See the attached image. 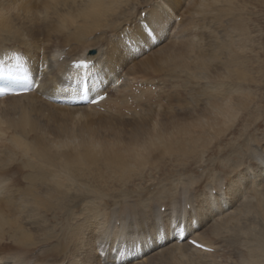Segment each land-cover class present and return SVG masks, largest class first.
Masks as SVG:
<instances>
[{"label":"bare ground","instance_id":"obj_1","mask_svg":"<svg viewBox=\"0 0 264 264\" xmlns=\"http://www.w3.org/2000/svg\"><path fill=\"white\" fill-rule=\"evenodd\" d=\"M225 2L229 3L231 0ZM186 3L188 0H168L167 7L175 13V23L165 26L167 29L170 27L168 32L160 31L158 35L153 34L154 39H149L144 33L142 23L151 25L160 11L159 6L152 4L151 0H0V70L13 69L16 71L20 67L31 64L32 73L36 74L33 91L21 96L13 95L0 98V165L7 160H13L14 174L26 171L25 176L19 178L21 187L18 181H14L13 187L9 189L8 193L0 195V245L5 243L3 240H7L14 250L22 253H29V250L33 252V249L35 250L37 245L38 247L40 245L41 252L34 257L38 262L33 260L34 264L39 262L75 264V261L81 257L85 260L88 259L96 247L103 248L100 258L105 264H165V260L169 262L172 258L173 261L171 260L172 262L169 264H210L203 261L197 262L188 257L190 253H200L202 256L209 253L192 247L188 242L190 237L211 249L218 248L217 244L222 241L225 244L231 242L233 249L240 254L241 248L237 246L236 242L240 241L242 233L236 232V229L228 230V226H235L236 222L245 221L244 234L248 235L250 228L248 229L246 225L251 218L253 219L249 215L253 213L252 210H254V214L255 212L261 214L264 220V197L260 196L264 195V183L256 188L258 195L256 204L246 200L241 201L242 194L249 186L238 193L237 197L215 205L210 214L202 208L200 227L191 236H188L187 240L182 243L172 240V242L160 245L162 248L158 246L157 240H153L154 247L150 248L148 252H144L143 255L139 251L131 255L120 252L122 250L118 253L111 250L116 243L117 250L124 243L130 246L134 240L139 242L147 235V233L141 234V230L149 231L152 236H155L156 233L153 231L159 225L156 216H161L163 213H169L163 215L162 221H164L167 231L171 232L172 227L169 225V221L171 220L172 223L176 221L177 207H182L184 210V206H182L184 204L175 203L177 202L175 199L180 198L182 194L175 188L173 190L166 185L157 183V185L152 184L133 193L129 191L130 180L124 181L122 182L124 189L121 193L117 191L105 197L86 201L78 214L74 212L76 209H66L57 223L58 225L54 226L57 227L58 232L55 234L46 232L49 229L48 222L50 220L47 215L55 208L58 195L63 196L65 180L71 179V174H73L71 171L73 168H70L73 162L74 166H87L88 163H91L90 159L101 160L107 167L113 168L124 176L123 173L127 175V173L136 172L153 162L149 160L151 154L156 157V161H159L154 164H160L163 158L171 156L189 160L198 157L201 161L202 157L215 149L217 143L226 134L233 131L243 119L247 121L244 132L241 131L243 139L241 138L242 142L239 143L240 153L239 149H236L235 152L238 155H243L244 152L264 149V139L255 140L259 136H256L254 131L249 133L252 129L264 124L260 119V117L263 118L264 112L256 109L257 105L264 109V105L260 106L259 103H256L257 100L255 102L257 98H255L253 90L252 92L244 91L243 88V85L255 80L253 76H250L249 67L251 66H248L247 62L250 57L248 52L251 51L247 50L246 44L235 39L229 32L226 34L228 38L222 39L220 42L216 40L205 41L201 44L195 42L193 36L196 31L191 36L189 35L192 33V27H196L192 24L198 22L191 19L199 18L203 12L202 8L209 10L213 7V2L211 0H189L187 11H193L190 20H186L182 16V21L176 25L177 18ZM142 12L146 13L144 18ZM237 27V29H241L242 24L240 23ZM248 28L247 26L236 35L243 36L244 31ZM172 29H174V36L177 37L174 39H178L176 42L171 40ZM185 32L187 34L184 36ZM129 35L133 40L131 44L127 42ZM244 37L248 38L247 33ZM168 38L171 39L167 42ZM159 39H164V45L155 49L152 56H144L146 50L150 49L149 47L153 46L154 42H159ZM55 47L60 49L68 47L64 58H52L51 54L56 50ZM93 48L98 49L97 55L88 53ZM91 52L94 54L93 50ZM80 57L96 59L95 69L103 78L102 87H105L109 80L114 82L115 79H120L122 81V85L116 87L107 85L106 91H109L110 95L100 103L99 108L104 107V110L110 111V114L120 113L125 103L139 99L150 106L148 111L152 113V116L162 118L166 114L168 105L183 100L188 105L184 111L181 113L174 109L170 116L180 117L181 123L175 124L171 128L165 126L164 129H152L154 131L151 135L128 145H121L119 141H110L106 138L108 141L103 140L100 133L96 132L98 128L90 125L89 121H93L94 116L95 122L98 121L96 115H98L97 118H101L102 116L99 115L107 114L106 111L96 109V106L72 107L68 104L53 102L50 97L52 95L54 99H64L66 96L79 93L77 86H71V83L66 82L65 78L67 75L80 72L73 71L71 66L72 61ZM218 58L220 59L218 60ZM217 60L221 61L222 65L216 64ZM114 69H118V72H115ZM140 72L144 73L142 77L137 75ZM154 72H157L155 76H163L164 72L165 75L176 76V80L181 81L180 85H171L172 92L169 91L170 89H167L166 94L165 91L161 92L164 95L156 99L158 103L155 106L154 102H150V95L161 83L152 75ZM182 73L185 75L183 76ZM39 77H41L40 81H38ZM138 77L144 81L143 86L145 87L142 89L132 82L134 79L138 80ZM226 78L236 79L235 85H233L236 89H233V92L230 88L225 87L223 80ZM166 80L168 78L162 81L165 85H167ZM203 80H207L212 87H209L210 89L207 86V88L203 87L200 84ZM197 90H204V92L209 90L207 93H203L207 98L203 101L205 105L194 107V109L189 108V103L202 100V94H199ZM149 92L151 93L148 94ZM164 98H167L168 103L159 102V100L162 102ZM196 105L198 104L196 103ZM156 106L163 107L160 109L162 111H157ZM52 107L63 109L64 111L60 112L64 116L67 114L65 111L74 113H69L70 117L66 115V119L75 122L76 125L74 127L68 125L61 127V125V128H52L48 112ZM244 115H248V118H244ZM59 121L62 122V120ZM153 121L155 123V120ZM75 126L78 129H75ZM156 128L158 127L156 126ZM9 131H11L10 140H6L4 135ZM32 133H34V139L29 140ZM252 142L259 148H255ZM63 147L71 148L72 155L70 157H66V153H61ZM231 147L230 150H232ZM219 151L222 155L227 150L220 148ZM58 153L68 159L58 161ZM18 156L21 160L17 165L14 162ZM219 160L220 158H211L210 163L217 166ZM154 164L151 168L158 170V166ZM0 175H4L3 168H0ZM129 178L131 179V177ZM195 181L197 183L199 180ZM188 185V183H184V186L181 184L183 190L186 187L190 189L189 196L191 197V194L199 188ZM53 195L56 196L53 198ZM71 198L74 199L75 196L71 194ZM224 202L230 204L227 209ZM192 203L197 204L198 202L192 200ZM28 205H30L28 212L25 209L19 215L16 213L13 215L12 212L11 219L6 218L8 212L13 210L17 212L20 207ZM157 205L160 209L165 206L168 211H157ZM238 205L240 206L239 211L235 214L232 213L231 209ZM128 208L137 210L142 208L144 214L136 215L135 218L130 217L127 222L131 228L123 231L120 236H107L103 233L97 235L91 232L84 235L87 218L102 214L104 223H107L114 213L117 211L123 213ZM220 213L222 216L218 217ZM184 215L181 220L186 223L193 218V216ZM8 216H11L10 213ZM186 217L188 218L185 219ZM81 218L82 220L78 222ZM209 222L212 225L211 229L208 228ZM224 229H227L231 236L223 240L220 236ZM202 231H206L207 236ZM165 232L166 230L161 232L162 236H172V233L164 234ZM38 235H41L42 239H39ZM78 241L83 244L80 256L66 255V251L71 250ZM262 242L260 245L263 246ZM103 244L109 246V249H105ZM256 245L258 248L252 244L248 245L249 255L242 253L245 254V256L243 255L245 258L249 257L247 258L250 259L248 260L249 264L264 262V248ZM145 248L149 247H140V249ZM234 252L236 253V251ZM17 254L15 253V255ZM103 254L105 258L102 257ZM50 256L55 259L52 257L48 259ZM185 257L188 258L185 260ZM59 259L61 260L59 261Z\"/></svg>","mask_w":264,"mask_h":264},{"label":"rangeland","instance_id":"obj_2","mask_svg":"<svg viewBox=\"0 0 264 264\" xmlns=\"http://www.w3.org/2000/svg\"><path fill=\"white\" fill-rule=\"evenodd\" d=\"M225 1L226 0H211V2H213V7H211L209 10L202 8L203 12L200 14L201 17L199 16V18L194 17L191 19L192 21L194 20L195 22H198V23L192 24V26L195 25L196 27H194V26L192 27V33L189 36H191L196 31L195 36H193V39L195 40V42L201 44V43H205V41L206 42L207 41L212 42V41L216 40V41L220 42V41H222V39L228 38L226 36V34H227V32H229L234 36L235 39H237L238 41H241V43L246 44L247 50L251 51V52H248V54H250V57H248L249 61L247 60L248 66H251V67H249V72H250V76H253L255 78V80L250 81L246 85H243V88H244V91H251L252 92V90H253V94H255V96H256V97L255 96L254 97L257 98V99H255V102L257 100L256 103H259L260 106H262V105H264V94H263L264 93V0H231V2H229V3L225 2ZM188 3H189V0H188ZM188 3H186L185 7H183V9H182L181 14L178 16L177 21H176V25L180 24V22L182 21L181 20L182 16H183V18L185 17L184 19L190 20V17L192 16L193 11L192 10L187 11V4ZM142 7H145V5H142ZM214 8H216V9H214ZM204 11H207V12H204ZM145 15H146V13H145ZM142 17L143 18L145 17L143 15V12H142ZM134 23H135V21H134ZM240 23L242 24V28L237 29L238 28L237 25H239ZM247 26L250 29L248 28V30H245L244 31L245 34L243 36L236 35L239 31L243 30L244 28L246 29ZM169 28L170 27H168V29ZM167 32H168V30H167ZM246 33H247L248 38L244 37L246 35ZM184 34H187V33L185 32V33H183V35ZM170 36L172 37V39L168 38L167 42L170 41V39L174 42H176V40H178V39H174V38H177L176 36H174V29L171 30ZM108 37H109V35H108ZM91 39H93V37H91ZM108 39H109V41H111L110 38H108ZM154 43L155 44L153 46H151L150 49L146 50V52L143 54L144 56L145 55L152 56L153 53L155 52V49L160 48L159 46L164 45L165 42H164V39L163 40L159 39L158 44H156V42H154ZM55 49L56 50H54V52L51 55H52V58L57 59L59 57H63V56L65 57V54L68 50V47H66L64 49L63 48L60 49L59 47H55ZM92 50H95L97 52L92 54V52H91ZM21 51H22V49H21ZM208 52H210V51H208ZM88 53L90 55H97L98 49L93 48V49L89 50ZM59 54H61L62 56ZM219 59L220 58H218V60ZM207 60L209 61V58H207ZM218 60H217L216 64L222 65L221 61L218 62ZM208 61H207V65H208ZM114 71L118 72V69H114ZM156 73L157 72H154V73H152V75L155 76ZM143 74H144L143 72H140L137 75L142 77ZM146 75H148V74H146ZM173 75H174V73H173ZM182 75L184 76L185 73H182ZM141 77H138V78L141 79ZM155 77H156V80H158L161 83V85H159V87L156 88V90H154V92H152V94L150 95V97H151L150 102H154V106L156 103H158V100H156V99H159L158 97H161L164 95V94H161V92L165 91V94H166L167 89H170L169 91L172 92L173 89H171V85H180L181 84V81L176 80V76L165 75L164 72H163V76H160V77L155 76ZM167 78H168V80H166L167 85H165L162 83V81L164 79H167ZM234 81L236 82V79H232V78L227 79L226 78L225 80H223L225 87L227 89L230 88L232 92L236 89L235 87H233V85H235ZM203 82H205V83H203ZM134 83H136V82H134ZM143 83H144V81H143ZM200 84L203 87L207 86L208 89H210L209 87H212L210 84H208L207 80L206 81L203 80ZM229 86H231L232 88ZM144 87L145 86H141L139 89H142ZM208 91L209 90H205V92H204V90H197V92L199 94H202V97H201L202 100L199 102L193 101V102L189 103V108L194 109V107L195 108L196 107H203L205 105L204 104L205 102H203V101L205 99L207 100L205 94H203V93H207ZM150 93L151 92H149L148 94H150ZM114 96H116V93H114ZM166 100H167V98H164V100L162 102H161V100H159V102L166 104V103H168ZM132 101H134L133 104H130V102H128L127 104L125 103L123 105V107H125V108L122 107L123 110L120 113L119 112H117V113L113 112V114H110V111L109 112L106 111V113L112 117L108 116L107 114H104V115H99L102 117L104 116L103 118L102 117L97 118L98 115H96V120H98L99 122L98 121L95 122V116L93 118L94 119L93 121H91V120L89 121L90 125L92 124L93 126H96L98 128V130L97 131L95 130V131L100 133L103 140L108 139L110 141H119V142H121V145H128V144H131L134 142L136 143V142L148 137L149 135H151L152 131H154L152 129H164L165 126L171 128L173 125L181 123L182 119H180V117H170V116H172L171 111H173L175 109V110L182 113L184 111L185 107L188 106L187 102L186 101L184 102L183 100L180 102L179 101L173 102L172 104H170V101H169L170 105L167 106V109H166L167 111L165 114L166 116L164 115L162 118L161 117L155 118L154 116H152V113H150L148 111L150 109L149 105H147L146 103H143L139 99H136V100L133 99ZM53 102H55V101H53ZM147 103H149V102H147ZM181 103H183V104L181 105ZM196 103L198 105H196ZM156 107H157V111L160 109H163V107L162 108H160L158 106H156ZM256 109L264 112V109L259 108L258 105H257ZM49 110H51L48 112L50 113L49 118L51 120L50 125L52 126V128L57 129V128L64 127L66 125L74 127V125H76L75 122H73V121L70 122V121H68V119H66L67 118L66 115H68L71 112L68 113L67 111H65L67 114H65V116H64V114H62V112L64 110L62 109L63 110L62 111L61 108H58V107L53 108L52 107V109L50 108ZM60 111H62V112H60ZM102 111H104V110H102ZM160 111H162V110H160ZM71 114H74V113H71ZM50 116H52V117L54 116V117L52 118ZM68 116L70 117V115H68ZM244 118H248V115H244ZM260 119L264 123V116H263V118L260 117ZM59 120H62L63 123ZM153 120H155V123ZM246 121L247 120H245V119L240 121V124H238L234 128L233 131L226 134L217 143L215 149H213L211 152H208L207 154H205L202 157L201 161H200V158H198V157H195V159L192 158L189 160L186 158L183 159V157L177 159V158H174V156H171V157L163 158L162 163H160V164H154V163H158L159 161H156V157L151 154V156L149 157V160L153 161L151 163L158 166V168H159L158 170H157V168L152 169L151 166L153 164L151 165V163H150L144 169H141L142 171L138 170L136 172L127 173V175L123 173L124 176H122V174H120L118 171L114 170L113 168L107 167L106 164H104V162L101 160L95 161L94 159H90L89 162H91L92 164L88 163L89 165L87 164V166L86 165H84V166L75 165L74 166V162H73L72 165L70 166V168H73V169H71V171L73 172L74 175L71 174V176H72L71 179L65 180L66 182H65V186L63 187V196L58 195L57 201H56V199H54L57 204L54 205L55 208L52 209L51 212L47 215V217H49L51 221L49 220V222H48V228L49 229L46 228V229H48V230H46V232L52 233V234H55L58 232L57 227L55 228L54 226L58 225L57 223L60 221V219L63 216V213H65L66 209H71V208L76 209L74 212H76V214H78L80 212V210L84 207V203H86V201H92V200H94L98 197H102V196L105 197L106 195H109V194L111 195V193L113 194V192H117V191H120V193H121L124 189V186H123L124 184L122 182H124V181L127 182L128 180H130L129 182L131 183V184H129V191H132L133 193H137L143 187H149L152 184L157 185V183L162 184V185H166L167 187L172 188L173 190L175 188V190L178 191L180 194L182 193L180 195V198H177L175 200H177L178 204L180 202L182 204H184V201L187 199L185 196H183L184 190L182 188L184 186V183H188L189 184L188 186L192 185V187L194 186V187L199 188L200 190H204L206 188V185L208 186V184L210 183L212 176L216 172H218L221 168H223L225 163L229 162L231 159L238 156L237 152H235V151H236V149H239V153H240L239 143H240L241 138H242L241 131H242V133L244 132ZM156 126L158 128H156ZM252 127L250 128V130L252 129ZM75 129H78V128L75 126ZM253 131L257 134L256 136H259V138L257 137L255 140H258L260 138L264 139V124H262V126H260L258 128L252 129L251 132H249V133H252ZM10 133H11V131H9L8 134L4 135V136H6V140H10V136H11ZM33 134L34 133H32L29 136V140L34 139ZM108 140H106V141H108ZM236 140H237V142H236ZM232 143H233V145H232ZM234 145H236L238 147H236ZM252 145H254V147L257 149L259 148L254 143ZM230 147L232 148V150L229 149ZM220 148H224L227 150L226 152H224L222 154L223 156L221 155V153L219 151ZM62 149H61V153L62 154L66 153V157H70L72 155L71 148H69V147L64 148L63 147ZM256 151H259V150H256ZM244 153H246V152H244ZM63 156L64 155H61L58 153V161H61L62 159L63 160L68 159V158L63 157ZM219 156H221V157H219ZM24 158L26 159L27 155ZM211 158H220L217 166H213V164L210 163ZM20 160H21V158L18 156V157H16L14 163H17V165H18ZM180 160H182V161L180 162ZM187 162H188V164H187ZM184 164H186V167H184ZM25 174H26V171H22L19 174V178L22 176H25ZM127 177H128V179H127ZM129 177H131V179ZM123 179H125V180H123ZM168 179H170V180H168ZM195 180H197V181L199 180V181L196 183ZM18 182H19L20 187H21V182L19 180H18ZM181 184L183 186H181ZM196 184H198V186H196ZM261 184H263V183H259V182L254 181L253 184L250 185V187L246 191H244V193L242 194L241 201L246 200V201H250L253 204H256L257 197H258L257 192H256V188L259 187V185H261ZM81 191H83V192H81ZM65 192H67V193H65ZM71 194H73V196H75L74 199L71 198ZM74 194H76L77 196ZM78 194H79V196H78ZM80 195H81V197H80ZM189 195H190V192H189ZM55 196L56 195H53L52 197L54 198ZM260 196L264 197L263 194H261ZM59 197L61 198V200ZM63 198H64V200H63ZM173 200H174V198H173ZM190 203H192V200H190ZM59 206H60V208H59ZM182 206H184V205H182ZM26 207H28V208H26ZM29 207H30V205L20 207L19 209H17L18 213L14 212L15 210H13L11 212L7 211L8 215L10 213L11 216L6 215L7 214V212H6V214H5L6 218L11 219L12 212H13V215L15 213H16V215L23 213L24 209L26 212H28ZM56 208H58V209H56ZM21 209H23V210H21ZM162 209H165V206H162ZM180 209H181V213H183V212H184V214L186 213L184 216H188V217L193 216L192 214H194V211H195V208H193L194 209L193 212L187 210V208H185V207H184V210H182V207H180ZM239 209H240L239 205H238V207L235 206L234 208L231 209V212L233 211L232 213L235 214L239 211ZM252 211H253V213L249 214V215H251L253 217V219L251 218L250 219L251 221L249 220V222L246 225V227L248 229L250 228L249 232L247 233L248 235L244 234V232H245L244 231L245 221H243L242 223L236 222L235 226H228L229 227L228 230L236 229L237 230L236 232L240 231L242 233L240 241L236 242L238 244L237 246H239L241 248L240 254L237 253V250L233 249V245L231 242L225 244L224 241H222L218 244L216 243L218 248L215 247L213 249L214 251H212V252H209L207 254H203V256L200 253L199 254L198 253H195V254L190 253V254H188L189 255L188 257L193 259V256H195L194 260H196L197 262L203 261V262H207L210 264H249L248 260H250V259H247L249 257L245 258L244 257L245 254H242V253H247L249 255V252H248L249 246L248 245L252 244L253 246L255 245V248H258L256 245V244H258L259 246L264 248V231H263L264 230V227H263L264 226V224H263L264 220H263L261 214H256V212L254 214V210H252ZM26 212H24V213H26ZM162 212H164V211H162ZM190 213H192V214H190ZM165 214H169V213H163V215H165ZM221 214L222 213H220V215L218 214V217L222 216ZM163 215L156 216L157 220H159L158 221L159 225H160V223L164 224V221H162L163 217H164ZM132 217H134V216H132ZM188 217H186L185 219H187ZM179 219H181V217H179ZM81 220H82V218L80 220H78V222ZM74 225H75V222H74ZM50 227H51V229H50ZM53 230H55V231H53ZM228 230L224 229L222 231L225 235L221 232V236H220L221 239L224 240V239H227L228 237L231 236L230 233H228ZM205 232L206 231H202V233H205ZM206 236H207V234H206ZM234 236H236V235H234ZM220 237H219V240H220ZM38 238L42 239L41 235L40 236L38 235ZM247 239H249V241H247ZM3 242H5V243H2V245H0V264H6L7 259L9 257H14L15 253L23 254L26 257L28 263L30 262L29 264H34L33 260L37 261L34 257L38 256L39 253L41 252L40 251V249H41L40 245H39V247L37 245V248H35V250L33 249V252H32V250L31 251L29 250V253H22V252H17L16 250H14L13 247L9 245V242H7V240H3ZM248 242H250V243L248 244ZM260 242H262L263 246L260 245ZM246 244H248V245H246ZM231 250L236 251V253L233 251L234 252V254H233V252ZM103 255H102V257L105 258V255L104 256ZM190 255H191V257H190ZM51 257L52 256H50L48 259H50ZM188 257H185V260ZM53 259H55V258H53ZM172 259H170V260L168 259L169 262L167 260H165L166 262L164 261V263L169 264L170 262L173 261ZM177 259L175 260L176 262H177ZM30 260H32V261H30ZM60 260L61 259H59V261ZM38 264H46V263L45 262H42V263L39 262ZM66 264H67V262H66ZM262 264H264V262Z\"/></svg>","mask_w":264,"mask_h":264},{"label":"snow or ice","instance_id":"obj_3","mask_svg":"<svg viewBox=\"0 0 264 264\" xmlns=\"http://www.w3.org/2000/svg\"><path fill=\"white\" fill-rule=\"evenodd\" d=\"M151 2L158 5L160 11L151 25L142 23V27L148 38L154 39L155 36L153 34L158 35L160 31H167L168 29L165 26L175 23V13L168 9V0H151ZM127 42L129 44L133 43L130 35ZM92 63L93 62L86 59L73 61V65L77 68H90ZM0 75H8L13 81H15L12 84L0 87V94L21 96L34 89L35 82L23 72L7 74L0 72ZM107 85L116 87L117 85H122V81L120 79H115L114 82L109 80ZM107 85H105V87H100L99 85L94 84L90 90L85 89L82 94L77 96V98L94 106L99 105L102 101L108 98V92L106 91ZM98 88L99 90H97ZM0 168H3L4 170V175H0V195H4L8 193L11 187H13V182L19 180V173L14 174L13 160L5 161L0 165ZM254 181L264 183V149L244 153L243 155H238L231 159L223 168L212 176L206 189H197L192 193L191 197H189L190 189L186 187L184 190V196L187 199L184 201V207L189 211H192V209L195 208V212L193 218L189 219L187 223L182 225L179 219L181 209L177 207L175 225H172L171 220L169 221V225L173 229V238L183 236L184 239L187 240L188 235H191V232L195 231V229H191L192 223H199L200 216L202 215V208L210 214L215 205L222 201L237 197L238 193L247 189ZM190 200H195L198 203H190ZM175 203L178 204V202ZM156 209L157 211H168V209H160L159 205L156 206ZM141 214H144L142 208H140V210H137L136 208H128L123 213H120L119 211L114 213L113 217L107 223H104L102 214L91 216L85 221L84 235L91 232L96 233L97 235L103 233L107 236H120L123 231L131 228V225L127 222L128 219L132 216ZM211 227L212 225L209 222L208 228L211 229ZM189 229H191V231H189ZM185 233H187V235H185ZM161 238V230L157 227L155 236L145 235L139 240V242L134 240L133 243L127 247L126 253L134 255L140 250L141 246L150 247L153 240H159ZM188 242L192 247L198 248L202 252L213 251V249L207 248L196 239H191ZM82 249L83 244L78 241L71 250L66 251V255L80 256ZM102 251V247H96L93 249V254L90 255L88 259L85 260L81 257L79 260L75 261V264H105L100 258ZM193 259H195V256H193ZM6 264H28V261L23 254H17L14 257H9Z\"/></svg>","mask_w":264,"mask_h":264}]
</instances>
